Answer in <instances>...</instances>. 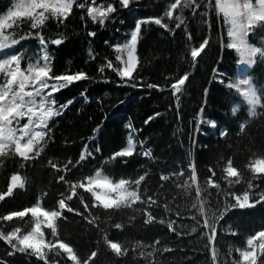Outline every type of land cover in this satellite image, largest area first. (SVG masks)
I'll use <instances>...</instances> for the list:
<instances>
[{
  "label": "trees",
  "instance_id": "trees-1",
  "mask_svg": "<svg viewBox=\"0 0 264 264\" xmlns=\"http://www.w3.org/2000/svg\"><path fill=\"white\" fill-rule=\"evenodd\" d=\"M172 2L174 0H132L128 8H123L119 0H95L94 5L92 0H77V4L96 7L112 3L117 11L101 25L99 21L93 23L86 8L74 5L72 14L62 23L52 18L46 22L42 30L46 40L63 39L59 46L48 45L53 73L83 71L89 79L74 82L54 94L56 107L66 104L67 107L50 122L51 138H46L44 151L37 159L21 168L18 157L0 158V192H6L11 175L20 174L25 179L24 189H15L12 197L0 202V216L32 206L38 199L45 208H57L61 194L69 195L71 187L70 183L58 182L61 175L66 181L77 182L99 170L115 180L136 179L146 173L141 184L142 199L147 201V197L152 196L156 203L138 202L132 208L111 211L91 208L92 216L87 212L78 216L65 211L63 218L57 221L59 238L72 246L81 260L96 251L91 264H213V248L218 253L215 264H231L233 259H239L235 249L246 247V239L264 229V201L252 208L234 207L219 221L216 240L209 244L207 230L202 227L203 217L192 207L196 188L190 179L192 166L202 186L212 177L209 169L215 171L216 176L212 178L221 184L222 191L217 195L215 189H208L213 195L207 199L212 211H218L223 210L226 202L235 204L231 197L226 201L224 190L241 194L247 188L244 179L232 187L223 179V168L228 160L231 159L233 166L247 178L251 174L246 165L264 155V107L257 109L258 116L250 117L239 91L225 86L229 78L234 81L237 78L239 57L234 49L226 47L229 43L227 26L217 13L216 0H196L199 7L195 13V4L189 7L182 4L171 21L164 18L172 31L154 24L142 26L134 81H122L107 67L99 71L108 60L119 66L115 48L130 40V32L138 20L164 16ZM12 4L13 0H0V14L6 13ZM176 15L184 20L179 28H176L179 22ZM24 31H28L26 25ZM90 32L95 35L90 36ZM205 39L209 41L208 46L193 62L191 50ZM21 46L40 49L34 38L16 45ZM258 47L264 48V38ZM186 73L188 81L182 92L174 96L171 84ZM249 76L264 104V59L257 56ZM132 83L136 86H131ZM148 84L157 87L148 88ZM69 101L72 103L68 104ZM234 104H238L235 114ZM202 110L206 123L200 133L197 121ZM153 116L155 118L149 120ZM146 120H149L147 124ZM210 120L215 121V130L208 127ZM241 124L245 125L243 132ZM221 131H226L227 135H221ZM130 134H134L136 144L134 155L126 158L127 162L125 158L111 160L116 151L127 146ZM85 145L94 158L88 157L76 164ZM147 150L150 155H143ZM69 160L72 164H68ZM49 161L61 169L67 164L70 170L57 171ZM181 171L183 176L179 175ZM162 175L169 179L162 180ZM261 187L264 188V184ZM77 192L87 203H92L90 194L81 189ZM66 202L84 211L78 197ZM252 202L255 203V198ZM148 213L155 217L152 222H146ZM85 217L98 219L90 224ZM161 220L165 223H160ZM171 221H176L175 231L167 227ZM117 223L121 228L115 227ZM0 224L5 232L14 226H20L22 232L31 227L30 217ZM45 231L46 237L51 239L50 231ZM105 237L107 241L121 244L126 254L117 257ZM230 248L233 249L231 255ZM9 251L11 248L0 241V261L5 264H44L27 254L17 252L9 256ZM150 252L153 255L149 256ZM48 258L50 264H72L64 253L57 256L55 251L49 252Z\"/></svg>",
  "mask_w": 264,
  "mask_h": 264
},
{
  "label": "snow or ice",
  "instance_id": "snow-or-ice-1",
  "mask_svg": "<svg viewBox=\"0 0 264 264\" xmlns=\"http://www.w3.org/2000/svg\"><path fill=\"white\" fill-rule=\"evenodd\" d=\"M132 0H119L120 6L128 8ZM93 5L95 0H92ZM189 7L195 4L193 12L199 7L196 0H174L167 6L164 16L151 17L147 19H140L137 21L134 31L131 33L130 40L123 46H117L115 51L117 53L115 60L119 66H114L111 60L106 62V65L101 66L99 71L103 72L105 67L116 72L122 81H134L133 73L136 71L139 58L137 56V45L141 38V29L144 25L154 24L166 31L169 25L164 22V18L171 21L177 9L181 6ZM76 5L80 9L87 11V16L91 18L93 23L99 21L101 25L104 24L111 14L117 11V8L112 3L107 6H91L86 3L77 4V0H13L12 6L4 14H0V53L3 57L0 58V158H7L9 156L18 157L21 161V168L30 161L37 159L44 151L47 140L50 139L51 129L49 123L55 117L62 114V110L67 107L61 105L56 107V100L54 94L61 89L69 87L77 81L89 79L88 75L83 71L75 74H61L55 75L51 65V56L48 52L49 43L59 46L63 43L62 38L46 40L42 34V30L46 22L52 18L60 23L66 20L72 14L73 6ZM216 8L223 14L224 22L228 25V37L230 42L226 45L229 49H234L239 53L241 62L249 66L254 65L257 56L264 59V48L251 45L248 36L257 28L264 29V0H216ZM175 19L179 21L176 28H179L184 20L181 15H176ZM27 26L28 31H24V26ZM94 36V32L89 33ZM29 38L37 39L40 45L38 59L33 61L31 57H27L25 66H22L26 61V50L9 53L6 50L14 49L22 40ZM209 41L205 39L198 48L191 50V58L196 62L197 58L201 56L208 46ZM189 79V74H184L175 83L171 84L173 95L181 93L186 81ZM245 85V89L240 93L243 100L248 105V114L250 117H256L260 113L257 109L264 107L261 103V97L257 90L253 87L251 79H245L241 82ZM135 87L136 84L132 83ZM233 85L229 84V87ZM148 88L157 87L154 84H148ZM237 89L240 85H236ZM72 102L69 101L68 104ZM236 109H233L235 114ZM160 115L159 113L156 114ZM155 117H149V120ZM149 120H146L147 124ZM21 121H26L21 123ZM211 126L215 127V122H211ZM245 125H240V131L243 132ZM227 135V132L221 133ZM143 142H141L142 146ZM136 144L130 134L127 140V146L116 151L111 160L117 158H126L134 155ZM100 151L99 148L96 149ZM145 156L150 155V150L143 153ZM88 157H93V153L89 151L88 146L85 145L79 160L76 164L84 161ZM51 166L57 171H69L68 165L65 164L64 169L59 168L56 164L49 161ZM68 164H72L69 160ZM2 166V161H0ZM75 167V165H73ZM246 168L251 174L250 177L245 178L241 170L233 166L231 159L228 160L227 166L223 168V179H225L229 187L241 183L244 179L247 188L241 194L236 192L224 190V196L227 201L228 197L235 200V204L225 203L223 210L212 211L208 206V199L213 195L208 189H215L216 194L219 195L222 191L221 184L212 177L216 176L215 171L211 168L212 177H209L202 186L197 182V174L195 167L191 169V182L196 185L195 188V202L192 207L197 209L200 216L203 217L202 227L208 232L207 235L209 244L216 240L217 225L228 210L234 207L240 209L252 208L256 204L264 201V155L252 159ZM146 173L140 175L136 179L120 178L113 179L108 175L102 174L97 170L94 175L86 176L77 182H69L61 175L58 182L63 181L66 184L70 183V194L64 196L57 201V208H45L40 199L32 206H26L22 210H14L7 214L0 216V222L11 223L14 220L24 221L26 217H30V230L22 232L20 226H14L11 230L5 232L3 225L0 224V241L7 244L11 251L9 256L15 253L27 254L30 257L34 256L38 261H43L44 264H50L48 255L49 252L55 251V255L64 253L68 261L72 264H91V261L97 256L96 251H92L87 259L81 260L77 252L68 243L59 238L57 221L63 218V213L74 212L78 216H84V213H89L92 216L91 208H99L104 211L119 210L132 208L133 205L139 203L155 204L156 201L152 196L147 197V201L142 199L141 184L145 180ZM179 175L183 176L181 171ZM234 178V179H233ZM162 180H168L169 176L162 175ZM257 181L261 183H256ZM186 186V185H185ZM25 188V179L20 174L11 175L10 182L7 186L6 192H0V202L5 201L7 197H12L15 189ZM77 189H81L83 193L90 194L92 203L85 201L83 195L78 194ZM259 189V191H256ZM207 193V196L204 194ZM47 195V193H44ZM78 197L80 203L83 205L84 211L81 212L68 205L66 201L73 200ZM255 198V203L253 199ZM167 207V205H165ZM88 219V217H85ZM97 217L88 219V222L94 223ZM155 219L150 213L147 214L146 222H152ZM193 219H196L194 216ZM165 223L164 220L159 221ZM199 223V221H197ZM176 221H171L167 224L170 231H175L173 224ZM116 228H121L119 223L115 224ZM50 231L51 239L46 237V231ZM193 232L196 228L192 229ZM210 233V234H209ZM179 235V233H177ZM235 234V233H233ZM110 250L117 256L126 254V249L122 248L121 244L107 241ZM156 243H159L157 241ZM168 249H165L167 251ZM233 249H229V255ZM235 251L239 255V259H233L231 264H264V229L256 231L246 239V247L236 248ZM149 256L153 253H148ZM211 259L213 264L218 259V253L215 248L212 249ZM0 264H5L0 261Z\"/></svg>",
  "mask_w": 264,
  "mask_h": 264
},
{
  "label": "rangeland",
  "instance_id": "rangeland-1",
  "mask_svg": "<svg viewBox=\"0 0 264 264\" xmlns=\"http://www.w3.org/2000/svg\"><path fill=\"white\" fill-rule=\"evenodd\" d=\"M217 13H218V15L221 17V19H222V21L224 22V17H223V14L222 13H220L219 12V9L217 8ZM224 24H225V22H224ZM226 25V24H225ZM227 26V33H228V25H226ZM134 31V30H133ZM133 31H131L130 32V38H131V33L133 32ZM264 38V29H262V28H257L253 33H251L249 36H248V40H249V42H250V44L251 45H254V46H257L258 47V43H260V41L262 40ZM228 39H229V42H230V38L228 37ZM121 46H123V45H121ZM23 50H26V52H25V55H26V61L24 62V64H22V66H25L26 65V62H27V57H31L32 59H33V61H35V60H37L38 59V55H39V50H36V49H34V48H28V47H26V46H21L20 48H18V47H16L15 46V48L14 49H9V50H6L7 52H9V53H12V52H19V51H23ZM237 53V52H236ZM237 55H238V57H239V72H238V75H237V78H236V80L234 81H232L233 82V84L235 85V86H233V87H235V89L237 90V91H239V93H241L244 89H245V85H243L241 82L243 81V80H245V79H248V78H250V76H249V73H250V71L252 70V68H253V66L254 65H251V66H249V65H247V64H244V63H242L241 62V58H240V55H239V53H237ZM3 57V54L2 53H0V58H2ZM251 79V78H250ZM252 83V82H251ZM237 84H239L240 85V88L239 89H237V87H236V85ZM253 85V84H252ZM254 87V86H253ZM241 95V94H240ZM242 103L244 104V105H246L247 106V113H248V105H247V103H246V101H244L243 100V97H242ZM237 105L238 104H234V106H233V109L235 108V109H237ZM232 109V110H233ZM249 115V114H248ZM26 121H21V123H25ZM51 122V121H50ZM204 123H206L203 119H198V121H197V125H198V131H200V133H202V129H203V125H204ZM50 124V123H49ZM210 126H211V124H210ZM208 127H209V125H208ZM211 128L213 129L214 127L213 126H211ZM132 135V137H134V134H131ZM103 174V173H102ZM185 187L186 186H184L183 188L185 189ZM27 227V226H26ZM207 232H208V230H207ZM210 234V233H209ZM217 262V261H216ZM218 263V262H217Z\"/></svg>",
  "mask_w": 264,
  "mask_h": 264
},
{
  "label": "bare ground",
  "instance_id": "bare-ground-1",
  "mask_svg": "<svg viewBox=\"0 0 264 264\" xmlns=\"http://www.w3.org/2000/svg\"><path fill=\"white\" fill-rule=\"evenodd\" d=\"M216 128V125H215V127L213 128V130Z\"/></svg>",
  "mask_w": 264,
  "mask_h": 264
},
{
  "label": "water",
  "instance_id": "water-1",
  "mask_svg": "<svg viewBox=\"0 0 264 264\" xmlns=\"http://www.w3.org/2000/svg\"><path fill=\"white\" fill-rule=\"evenodd\" d=\"M201 114H203V110L201 111Z\"/></svg>",
  "mask_w": 264,
  "mask_h": 264
}]
</instances>
